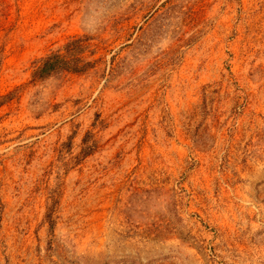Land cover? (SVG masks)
<instances>
[{"label": "rangeland", "instance_id": "1", "mask_svg": "<svg viewBox=\"0 0 264 264\" xmlns=\"http://www.w3.org/2000/svg\"><path fill=\"white\" fill-rule=\"evenodd\" d=\"M0 264H264V0H0Z\"/></svg>", "mask_w": 264, "mask_h": 264}, {"label": "trees", "instance_id": "2", "mask_svg": "<svg viewBox=\"0 0 264 264\" xmlns=\"http://www.w3.org/2000/svg\"><path fill=\"white\" fill-rule=\"evenodd\" d=\"M84 39H75L66 45V53H52L51 55L43 58L37 68L33 73L32 80H41L47 78V76L52 75L54 72L60 69H71L73 71H81L87 67L88 63L81 61V59L76 58V55L87 49ZM75 62L77 63L76 68H72L70 65ZM79 63V64H78ZM81 65V66H79Z\"/></svg>", "mask_w": 264, "mask_h": 264}]
</instances>
